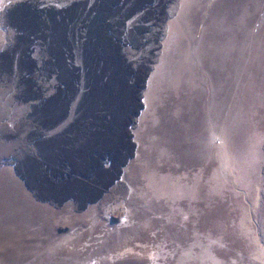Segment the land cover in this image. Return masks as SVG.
Returning <instances> with one entry per match:
<instances>
[{
    "label": "rangeland",
    "instance_id": "rangeland-1",
    "mask_svg": "<svg viewBox=\"0 0 264 264\" xmlns=\"http://www.w3.org/2000/svg\"><path fill=\"white\" fill-rule=\"evenodd\" d=\"M0 264H264V0H0Z\"/></svg>",
    "mask_w": 264,
    "mask_h": 264
},
{
    "label": "crops",
    "instance_id": "crops-1",
    "mask_svg": "<svg viewBox=\"0 0 264 264\" xmlns=\"http://www.w3.org/2000/svg\"><path fill=\"white\" fill-rule=\"evenodd\" d=\"M92 27V26H91ZM45 43H46V40H45ZM49 45H50V43H49ZM96 69H99V68H96ZM86 75V74H85ZM70 81V80H69ZM71 82V81H70ZM115 88L116 87H112V90H113V92L115 91L116 92V90H115ZM56 91H57V94H59V96H58V100H56L55 101V103H56V106H55V104H54V106L53 107H50V105L48 104V110H49V113H58L59 111H60V106H61V103H62V97L60 96V94L63 92V90L61 89V88H57L56 89ZM113 94L111 93H109V96H111V97H113L112 96ZM63 96H64V92H63ZM97 96V95H96ZM109 96L108 97H105L104 95H101V94H99V96L98 97H92L93 98V102H92V100H91V102L93 103L92 105H94L95 106V112L93 113V117H97V118H99V117H103V118H106V117H108V114L106 115V114H103V113H119V109H118V112H117V109H114L115 108V106H118L119 107V103L116 105V103L112 106V107H108V105H103L102 106V101H106V98H109ZM140 102V101H139ZM141 104V103H140ZM117 107V108H118ZM109 110V112H107ZM140 108H139V110L137 109L136 110V112H134V113H139L140 112ZM68 114V112H67V109H66V111H65V114H64V116H63V118L60 120V122L58 123V124H60L62 121H63V119L65 118V117H67V114ZM101 115V116H100ZM88 126V125H87ZM97 126H104V129L102 130V129H98V127ZM58 127V126H57ZM84 127H86L85 125H84ZM96 127H97V129H96ZM105 129H106V127H105V125L102 123V124H99V123H96L95 125H93V127H90V132L91 131H93L94 133H96V135L98 134V135H100V138H99V140H101L102 139V136H107V135H105L106 133H108L107 131H105ZM92 132V133H93ZM60 136H61V134H59ZM59 137V136H58ZM59 139V138H58ZM98 155V154H97Z\"/></svg>",
    "mask_w": 264,
    "mask_h": 264
},
{
    "label": "flooded vegetation",
    "instance_id": "flooded-vegetation-1",
    "mask_svg": "<svg viewBox=\"0 0 264 264\" xmlns=\"http://www.w3.org/2000/svg\"><path fill=\"white\" fill-rule=\"evenodd\" d=\"M47 39V38H46ZM52 39L54 40L55 38L54 37H52ZM57 41L55 40V42H53L52 44H55ZM44 44H45V42H44ZM50 48H49V50H52L53 49V47L51 46V42H50ZM52 52H53V50H52ZM50 61H52V60H50ZM51 64H53L54 65V62H50ZM34 69H37L35 66H34ZM48 71V70H47ZM111 73H112V71L110 70V75H111ZM50 76V78L52 77L51 75H49ZM112 81H110V84H112L113 86H114V84H113V82L111 83ZM109 89H108V92H110V94H111V92H113V90H112V88L111 87H108ZM140 99L138 98L137 99V105H136V107H135V111L134 112H136V110L138 109L139 110V108H140ZM102 103V106L103 105H108V107H112L114 104H115V100L111 97V96H109V99L108 100H106V101H102L101 102ZM119 103V102H118ZM107 112H109V110L107 111ZM67 114V113H66ZM108 117H110V115H108ZM98 127V129H104V126H97ZM97 127H96V129H97Z\"/></svg>",
    "mask_w": 264,
    "mask_h": 264
},
{
    "label": "trees",
    "instance_id": "trees-1",
    "mask_svg": "<svg viewBox=\"0 0 264 264\" xmlns=\"http://www.w3.org/2000/svg\"><path fill=\"white\" fill-rule=\"evenodd\" d=\"M117 7H118V6H117ZM109 9H111V8H109ZM93 20H94V22H93V24H92V28L94 29V26H95L96 28H98L99 17H98V19H97V18H94ZM98 71H99V69H95V74H96V75L98 74Z\"/></svg>",
    "mask_w": 264,
    "mask_h": 264
},
{
    "label": "water",
    "instance_id": "water-1",
    "mask_svg": "<svg viewBox=\"0 0 264 264\" xmlns=\"http://www.w3.org/2000/svg\"><path fill=\"white\" fill-rule=\"evenodd\" d=\"M143 107H142V105H140V109H142Z\"/></svg>",
    "mask_w": 264,
    "mask_h": 264
}]
</instances>
